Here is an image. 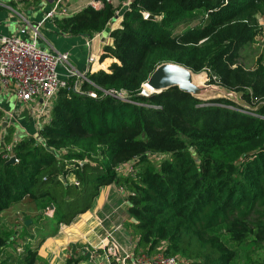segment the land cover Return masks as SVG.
Returning <instances> with one entry per match:
<instances>
[{
	"label": "trees",
	"instance_id": "trees-1",
	"mask_svg": "<svg viewBox=\"0 0 264 264\" xmlns=\"http://www.w3.org/2000/svg\"><path fill=\"white\" fill-rule=\"evenodd\" d=\"M115 16L116 7L105 1L57 23L64 34L89 37ZM260 18L264 0H133L99 59H111L109 67L90 70L77 89L76 78L68 80L39 139L23 138L12 151L0 145V213L27 200L38 210L53 205L59 223L69 225L103 186L115 183L128 192L138 234L134 255L235 264L226 237L237 247L263 245L264 55L252 67L241 62V51L259 39ZM169 61L206 70L209 83L240 93L251 110L179 87L143 95L154 69ZM12 139L10 129L3 141ZM10 156L18 161L7 163ZM126 164L131 170L120 173ZM9 238L0 230L2 255ZM39 260L28 246L24 264ZM79 262L69 257L63 264Z\"/></svg>",
	"mask_w": 264,
	"mask_h": 264
},
{
	"label": "crops",
	"instance_id": "crops-1",
	"mask_svg": "<svg viewBox=\"0 0 264 264\" xmlns=\"http://www.w3.org/2000/svg\"><path fill=\"white\" fill-rule=\"evenodd\" d=\"M11 1H13L12 5ZM96 1L67 0L70 15L77 13L88 5L94 6L93 3ZM101 1L102 4L98 8L103 6L105 1L116 7V16L102 32L89 37L64 34L60 31L57 23L60 17H55L46 20L40 28L38 36L40 47L48 49L52 53H68L71 64L76 70L84 74H87L90 70L107 69L111 59L99 63L103 48L113 43L111 32L121 26L123 13L130 8L133 0ZM51 7V0L36 2L34 0H0V37L13 35L24 39H32L33 27L42 22ZM91 55H95L98 59V62L93 65L89 63ZM40 103V100L35 102L32 105L33 107L28 106L29 112H23L22 103L14 92L9 89L6 90L0 83V145L2 148H12L17 141L26 137L32 136L39 139V129L45 120H38L33 117L36 116L34 110L39 107ZM16 116L21 120H16ZM10 129H13V139L7 143L3 141V137L8 134ZM121 168V171H124L123 174H126L129 172L131 164L123 165ZM127 195V190L118 184L103 186L99 195L94 199L92 207L87 212L74 218V226L71 223L67 225L68 229L56 235L59 252H62V250L68 251L72 244L79 243V246L72 245L69 254L66 253L65 255V260L63 259L58 263L50 262V264H63L68 259V255L73 254L79 256V264H110L108 257L110 253L105 243L107 235L111 231L116 235L117 243L121 248L133 251L138 242V234L131 227L132 225L127 224V222H130ZM98 247H100L99 249L103 248V251L100 252H103L104 256L100 259L97 254L99 252ZM48 253L49 251L44 255L50 260Z\"/></svg>",
	"mask_w": 264,
	"mask_h": 264
},
{
	"label": "rangeland",
	"instance_id": "rangeland-1",
	"mask_svg": "<svg viewBox=\"0 0 264 264\" xmlns=\"http://www.w3.org/2000/svg\"><path fill=\"white\" fill-rule=\"evenodd\" d=\"M258 38L259 39L258 41H256V43L247 46L245 49L241 51V62L245 64L247 67H252L255 64V61L261 55H264V24L262 25V32ZM195 77H196V81L198 82L199 86H201L202 89L207 87L205 90H201L199 94V96L202 99H209L212 98V96H217V97L226 96V98H228L229 100L234 101L237 106L242 107L245 110H251L250 106L241 98L240 93L229 92L226 91L225 89H223L219 93L218 90L213 89V87L217 88L218 86L217 84H212V86L210 87L208 72L206 70L196 73ZM32 105H34L33 102H30L28 104L22 103L21 107L23 109V112L24 111L29 112L28 106H32ZM32 115H34V113H32ZM15 118L16 120H21V118L17 116ZM33 118L35 119L37 118L38 120L42 119V118H38L37 116H34ZM27 120H31V119H27ZM153 158L154 161L158 164L160 157L158 155L156 156L154 155ZM121 169L122 168L119 169L120 173L123 174L124 171H121ZM74 181H76L74 177L70 178V183L71 182L74 183ZM76 187L79 188L78 186ZM66 194L67 192L64 195ZM69 197L70 196L66 195L65 199L68 200ZM81 201L82 198L80 200L79 197L77 196L76 202L81 204ZM27 220H31L30 221L31 223L29 225L25 224ZM71 223L74 226L75 222L72 221ZM127 224L131 226L130 222H127ZM66 229H68L67 225H65L64 223L62 224L59 223V214H57L56 209L53 205H51L50 209L38 210L35 204H33L32 202L28 204L27 200L16 203L10 209L0 213V230L10 235L8 241V244L10 245L7 244L8 255L0 254V262L5 260L7 264H24L26 259V249L28 246H31L34 250H37L39 255L42 257V260H39L37 264H47L50 262L58 263L63 259L65 260L66 253L69 254V251H71V247L74 244L70 246L68 251L62 250V252H59V247L58 244L56 243V240L58 238H56L57 237L56 235L60 234L61 231ZM112 233L113 231L109 232L107 235L108 242L106 241L105 243L106 248L108 249L109 247L114 245L116 247L115 252L119 257L117 258V256L115 255L108 254L110 264H121V261H119V259H121L123 255H125V251L130 253L132 252V250L122 249L121 246L117 243L118 239L116 235ZM112 239L117 244H115V242H113ZM225 239L228 240L230 247L234 249L235 252L237 253L235 264H264V244L253 246V245H247V243H243L242 245L237 247V245L230 242L228 237H226ZM74 246L76 247L79 246V243H76ZM99 248L100 247H98L97 249L99 250L97 254L100 259L101 257L104 256V254L103 252H100L103 251V248L101 249ZM48 251H49L48 256H50V260L47 258L46 255H44V253ZM68 256L73 259L79 258L78 255H74V254ZM126 264H128L127 261Z\"/></svg>",
	"mask_w": 264,
	"mask_h": 264
},
{
	"label": "built area",
	"instance_id": "built-area-1",
	"mask_svg": "<svg viewBox=\"0 0 264 264\" xmlns=\"http://www.w3.org/2000/svg\"><path fill=\"white\" fill-rule=\"evenodd\" d=\"M51 1L52 7L46 13L42 22L33 27L32 39H24L13 35L0 37L1 85L6 90H12L22 103H35L40 100L39 107L34 111L36 116L42 119L48 116L59 90L67 86L70 78H76L74 89H77L81 80H88L86 74L79 72L71 64L68 53H52L48 49L40 47L38 43L40 28L46 20L70 15L67 0ZM93 4V7L98 8L102 1L97 0ZM148 16L146 14V17ZM260 22L263 25L264 19H261ZM96 62H98L97 57L91 55L89 63L93 65ZM8 150L12 151L13 147L8 148ZM74 183L76 186L79 185L77 180ZM112 241L115 242L113 239ZM115 244L117 243L115 242ZM115 249L116 247L113 245L107 250L111 255L118 258ZM119 261H121V264H126V261L128 264L130 262V264H181V260L176 256H168L162 252L134 255L133 252L128 253L125 251V255Z\"/></svg>",
	"mask_w": 264,
	"mask_h": 264
},
{
	"label": "water",
	"instance_id": "water-1",
	"mask_svg": "<svg viewBox=\"0 0 264 264\" xmlns=\"http://www.w3.org/2000/svg\"><path fill=\"white\" fill-rule=\"evenodd\" d=\"M151 18H155V17L152 16ZM195 76H196V72H194L191 68H189L186 65L176 62H170V61L163 62L159 64L151 73L148 81L144 85L142 94L147 95L145 93V90L149 91V94H153V93L159 94L171 87H179L182 91L191 93L195 97L204 101H208L210 99H215V98H226V96L225 97L212 96V98L209 99H202L199 96V94L201 90H205L207 87L202 89L201 86H199L198 82L196 81ZM212 84L213 83H210L209 86L211 87ZM213 89L218 90L220 93L225 88L222 87L221 85H218L217 88L213 87ZM225 90L229 92H234L227 89ZM17 161H18L17 157L12 156L9 158L7 163H15ZM30 221L31 220H27L25 224L29 225L31 223ZM132 221H136V220L133 218Z\"/></svg>",
	"mask_w": 264,
	"mask_h": 264
},
{
	"label": "bare ground",
	"instance_id": "bare-ground-1",
	"mask_svg": "<svg viewBox=\"0 0 264 264\" xmlns=\"http://www.w3.org/2000/svg\"><path fill=\"white\" fill-rule=\"evenodd\" d=\"M149 92V91H148Z\"/></svg>",
	"mask_w": 264,
	"mask_h": 264
}]
</instances>
